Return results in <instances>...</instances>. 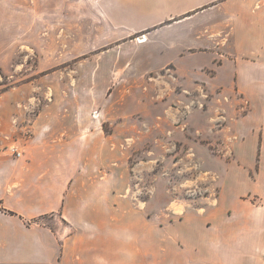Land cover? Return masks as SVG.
Instances as JSON below:
<instances>
[{"label": "crops", "instance_id": "obj_1", "mask_svg": "<svg viewBox=\"0 0 264 264\" xmlns=\"http://www.w3.org/2000/svg\"><path fill=\"white\" fill-rule=\"evenodd\" d=\"M78 2L0 0V29L23 35L31 15L40 22L63 8L77 16ZM80 2L107 40L86 77H138L171 66L209 93L244 96L247 113L230 138L229 181L218 182L201 209L210 247L201 249V263L216 264L218 248L225 264H263L264 132L256 126L264 122V0ZM141 34L146 40L138 42ZM126 48L133 52L126 56ZM92 111L46 104L30 125L41 148L19 159L0 152V264H125L127 254H136L126 248V224L135 225L139 213L126 194L130 168L123 157L116 161L118 150H109L114 132L105 133L102 124L110 116ZM97 142L105 146L98 149ZM46 214L58 218V227L34 221ZM152 219L146 223L161 230Z\"/></svg>", "mask_w": 264, "mask_h": 264}, {"label": "rangeland", "instance_id": "obj_2", "mask_svg": "<svg viewBox=\"0 0 264 264\" xmlns=\"http://www.w3.org/2000/svg\"><path fill=\"white\" fill-rule=\"evenodd\" d=\"M84 7L79 0L77 16L62 8V14L39 16L40 22L31 15L23 35L0 29V152L19 159L41 148L30 125L46 104L86 106L93 115L106 111L110 119L102 130L114 132L109 150H118L116 161L123 157L130 168L126 194L139 211L135 225L126 224V248L136 254H127L125 264H203L201 252L210 247L201 209L217 183L229 181L230 138L236 139L234 124L247 113L245 98L233 90L209 93L200 82L178 78L171 66L138 77H86L102 60L107 40ZM150 217L161 230L146 223ZM34 221L52 228L60 223L50 214ZM217 253L216 264H225ZM260 258L264 264V250Z\"/></svg>", "mask_w": 264, "mask_h": 264}, {"label": "built area", "instance_id": "obj_3", "mask_svg": "<svg viewBox=\"0 0 264 264\" xmlns=\"http://www.w3.org/2000/svg\"><path fill=\"white\" fill-rule=\"evenodd\" d=\"M137 40H138V42H142V41H145V38H144V36H138Z\"/></svg>", "mask_w": 264, "mask_h": 264}]
</instances>
